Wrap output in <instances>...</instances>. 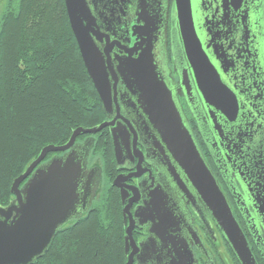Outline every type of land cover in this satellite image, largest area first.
<instances>
[{
    "label": "flooded vegetation",
    "instance_id": "flooded-vegetation-1",
    "mask_svg": "<svg viewBox=\"0 0 264 264\" xmlns=\"http://www.w3.org/2000/svg\"><path fill=\"white\" fill-rule=\"evenodd\" d=\"M190 1L202 51L235 97V117H227L204 99L185 54L175 0H105L100 12L91 8L96 19L94 42L103 55L108 51L116 70L115 59L127 57L128 52L134 57L133 45L143 32L140 28H148L158 75L225 197L255 263L264 264V0ZM115 75V86L110 79L111 113L103 112L101 123H115L119 162L108 128L75 140L76 151L86 157L82 187L86 189L88 184L87 193L92 197L87 211H79L76 217L99 208L110 194L117 195L128 262L131 249L126 255L124 236L129 220L124 224L120 191L113 186L121 177L123 206L130 204L133 220L144 202L155 199L158 207L151 217L157 219L158 213L165 212L169 228L179 230L186 249L180 244L183 260H175L177 264H240L202 200L192 189V197H187L176 186L165 164L166 153L136 96L126 90L119 73ZM102 134L109 138L110 168H105L100 152L95 153ZM61 155L53 153L47 161ZM145 219L143 224L135 221L132 237L136 246L151 236L150 218ZM156 262L141 263L133 254L132 264Z\"/></svg>",
    "mask_w": 264,
    "mask_h": 264
},
{
    "label": "water",
    "instance_id": "water-1",
    "mask_svg": "<svg viewBox=\"0 0 264 264\" xmlns=\"http://www.w3.org/2000/svg\"><path fill=\"white\" fill-rule=\"evenodd\" d=\"M63 1L81 60L104 114L111 113L113 98L110 79L115 86L118 82L115 77L117 72L126 90L136 96L148 124L157 135L158 145L166 153L168 172L178 189L187 197H192L189 193V189H192L202 200L240 264H256L225 197L190 132L184 126L169 90L158 75L153 58V37L148 28H140L143 32L138 34L139 42L133 45L136 55L133 57L128 52L127 57L115 59V70L108 51L103 55L94 42L96 19L91 8L100 12L105 0ZM174 4L185 54L204 99L227 117H235L238 109L235 97L221 82L196 36L191 1L175 0ZM114 124L103 122L92 128L79 127L73 130L64 145L44 147L37 158L13 181L10 188L13 199L6 207L0 206V264H32L46 253L59 229L77 221L79 211H87L92 197L90 198L91 193H87L88 184H84L86 189L82 187L86 157L76 151L75 140L108 128L118 164L120 153ZM52 153L62 155L44 162ZM113 186L120 191L124 224L129 220L124 248L126 255L129 248L131 253L125 264H132L133 254L141 263L156 260L159 261L156 262L158 264H177L175 260H183L180 244L185 249L186 246L179 230L172 231L169 228V217L164 216L165 212L158 213L157 219L151 217L150 213L158 207L154 204L155 199L144 202L143 207L135 211L133 220L130 204L123 206L121 177L114 181ZM94 192L93 190L92 196ZM144 218H150L151 236L136 246L132 230L135 221L139 220L143 224ZM177 221L180 222L179 217ZM173 254L175 257H172Z\"/></svg>",
    "mask_w": 264,
    "mask_h": 264
},
{
    "label": "trees",
    "instance_id": "trees-1",
    "mask_svg": "<svg viewBox=\"0 0 264 264\" xmlns=\"http://www.w3.org/2000/svg\"><path fill=\"white\" fill-rule=\"evenodd\" d=\"M0 3V206L6 207L13 181L44 147L64 145L73 130L99 125L104 114L64 1ZM99 137L110 168L108 135ZM123 234L118 196L110 194L99 208L59 229L32 264H124Z\"/></svg>",
    "mask_w": 264,
    "mask_h": 264
},
{
    "label": "rangeland",
    "instance_id": "rangeland-1",
    "mask_svg": "<svg viewBox=\"0 0 264 264\" xmlns=\"http://www.w3.org/2000/svg\"><path fill=\"white\" fill-rule=\"evenodd\" d=\"M2 9H3V5H2V3H0V13H1ZM100 124H101V123H100ZM91 128H92V127H91ZM99 144H103V142L100 141ZM99 144H97V145H96V148H95V153H96V154H98V153H99V150H100ZM52 154H53V153H52ZM50 157H51V155H50L49 157L47 156V159H45L44 161H47ZM109 166H111V165H109ZM107 168H108V167H107Z\"/></svg>",
    "mask_w": 264,
    "mask_h": 264
}]
</instances>
